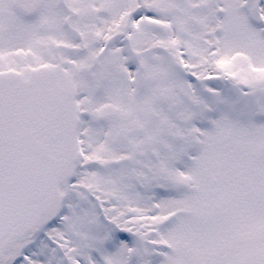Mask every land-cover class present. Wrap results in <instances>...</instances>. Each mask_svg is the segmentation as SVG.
Listing matches in <instances>:
<instances>
[{"label":"snow or ice","instance_id":"1","mask_svg":"<svg viewBox=\"0 0 264 264\" xmlns=\"http://www.w3.org/2000/svg\"><path fill=\"white\" fill-rule=\"evenodd\" d=\"M0 264H264V0H0Z\"/></svg>","mask_w":264,"mask_h":264}]
</instances>
